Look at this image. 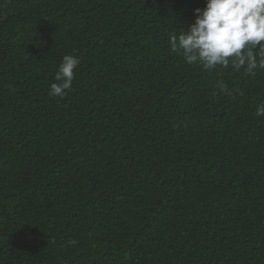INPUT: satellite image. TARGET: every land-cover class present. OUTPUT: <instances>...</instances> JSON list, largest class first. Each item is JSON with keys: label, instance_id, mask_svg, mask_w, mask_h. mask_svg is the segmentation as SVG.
Here are the masks:
<instances>
[{"label": "trees", "instance_id": "trees-1", "mask_svg": "<svg viewBox=\"0 0 264 264\" xmlns=\"http://www.w3.org/2000/svg\"><path fill=\"white\" fill-rule=\"evenodd\" d=\"M205 3L0 0V264H264V69L170 49Z\"/></svg>", "mask_w": 264, "mask_h": 264}, {"label": "clouds", "instance_id": "clouds-1", "mask_svg": "<svg viewBox=\"0 0 264 264\" xmlns=\"http://www.w3.org/2000/svg\"><path fill=\"white\" fill-rule=\"evenodd\" d=\"M194 15V22L184 32L171 34L169 39L171 51L182 55L187 64L199 63L204 70L231 66L233 71L243 69L249 75L264 69V0H206L203 9H194ZM79 64L77 56L62 57L56 82L50 85L52 97L67 94ZM218 87L232 94L223 81ZM255 114L264 116V104Z\"/></svg>", "mask_w": 264, "mask_h": 264}]
</instances>
